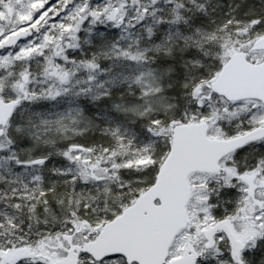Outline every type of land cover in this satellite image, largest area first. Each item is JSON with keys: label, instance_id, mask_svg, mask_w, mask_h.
Listing matches in <instances>:
<instances>
[{"label": "snow or ice", "instance_id": "6c2138e0", "mask_svg": "<svg viewBox=\"0 0 264 264\" xmlns=\"http://www.w3.org/2000/svg\"><path fill=\"white\" fill-rule=\"evenodd\" d=\"M0 264H264V0H0Z\"/></svg>", "mask_w": 264, "mask_h": 264}]
</instances>
